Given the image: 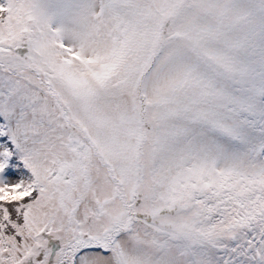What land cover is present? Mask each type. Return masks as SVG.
<instances>
[{"label": "snow or ice", "instance_id": "obj_1", "mask_svg": "<svg viewBox=\"0 0 264 264\" xmlns=\"http://www.w3.org/2000/svg\"><path fill=\"white\" fill-rule=\"evenodd\" d=\"M0 264H264V0H0Z\"/></svg>", "mask_w": 264, "mask_h": 264}]
</instances>
